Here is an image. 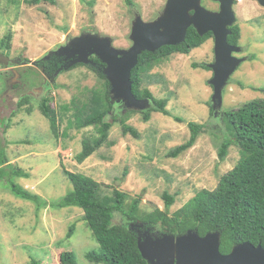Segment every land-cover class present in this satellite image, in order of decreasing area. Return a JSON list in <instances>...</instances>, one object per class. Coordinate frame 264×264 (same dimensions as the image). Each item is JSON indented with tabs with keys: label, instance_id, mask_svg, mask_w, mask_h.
Here are the masks:
<instances>
[{
	"label": "rangeland",
	"instance_id": "1",
	"mask_svg": "<svg viewBox=\"0 0 264 264\" xmlns=\"http://www.w3.org/2000/svg\"><path fill=\"white\" fill-rule=\"evenodd\" d=\"M166 3L57 0L56 4L29 5L24 0H0V54L15 60L8 65L0 63V139L10 162L29 173L16 181L42 200L19 198L0 180V264H31L32 259L62 264L60 255L65 251L73 252L79 264H96L87 258L90 250L99 249V243L84 219V210L51 205L73 189L62 163L70 171L101 182L105 194L118 188L131 197L128 202L139 196L141 212L165 209L164 193L173 194L175 201L169 208L173 214L199 190L215 189L221 176L239 161L241 153L235 144L224 159L219 156L222 142L230 137L228 122L222 118L225 110L264 96V5L258 0H235L233 5L241 32L239 50L233 54L244 60L223 89L221 108L215 110L210 104L214 94L210 84V64L215 61L213 36L189 54L174 53L143 73V86L155 97L167 98L171 114L154 111L150 120L144 121L141 113L133 112L127 123L139 132L138 137L125 134L117 121L110 130L109 143L81 163L76 159L83 140L97 137L98 132L94 126L80 130L70 127L76 110L63 113L61 106L74 98L78 106L82 105L90 89L100 87L104 80L88 64L59 73L56 70L46 80L35 60L85 32L109 36L115 47L129 48L136 17L156 20ZM202 4L210 10L220 7L216 1L204 0ZM194 63H207L210 69L194 67ZM25 94L30 96L28 103L20 106ZM44 98L59 113V138L38 108ZM175 116L184 121H177ZM190 121L205 124L204 131L193 147L170 156L175 146L190 138ZM115 221L121 222V215H116ZM139 230L143 238L165 233L144 230L143 226Z\"/></svg>",
	"mask_w": 264,
	"mask_h": 264
},
{
	"label": "trees",
	"instance_id": "2",
	"mask_svg": "<svg viewBox=\"0 0 264 264\" xmlns=\"http://www.w3.org/2000/svg\"><path fill=\"white\" fill-rule=\"evenodd\" d=\"M24 1L29 5L57 3V0ZM230 29L232 32L228 41L237 45L241 37L240 26L235 23ZM8 37L11 39L12 34ZM211 37L212 32L201 36L196 28L191 26L183 42L162 46L155 52L145 51L139 56V63L131 73L132 88L138 98L148 97L152 100L151 108L146 110L127 109L124 104L115 102L111 94V84L104 73L105 64L97 56H92L93 63L88 64V67L104 80L103 85L91 88L89 97L82 105L78 106V99L74 98L70 103L61 106L63 113L71 109L76 110L74 118L69 120L70 127L80 130L94 126L98 132L97 137L83 140L82 150L76 154L78 162L85 161L98 148L110 142V130L117 121L122 124L125 134L131 133L138 137L139 132L127 123L131 113H141L144 121L150 120L154 111L171 114L167 108L168 99L155 97L149 87L143 86V73H147L174 53L189 54ZM45 56L35 60V64L51 75L58 70L61 62L53 54L49 58ZM24 60L30 62L27 58ZM81 65L84 64L74 67ZM193 66L210 69L207 63H194ZM261 90L264 93L263 87ZM28 98V94L21 96L19 105H26ZM210 104L212 105V102ZM38 108L49 120L54 136L59 138L60 116L56 108L48 98H44ZM31 109L29 106L28 110ZM174 118L180 122L184 121L181 116ZM222 119L228 122L230 137L222 142L219 156L224 159L230 146L235 144L241 153L239 161L221 176L215 189L199 190L173 214L169 213V208L175 201L173 194L164 193L165 209L157 207L141 212L142 200L139 196L128 202L131 197L118 188H115L112 194H105L101 182L82 172L70 171L62 163L63 171L73 184V189L51 205L60 208L77 206L84 210V219L99 243V249L87 253L89 261L96 264H149L139 248V226H143L144 230H160L175 235L186 233L190 229L196 230L201 236L209 232H219L220 250L225 254L245 241L255 245L261 243L264 246V96L249 100L236 109L225 110ZM188 126L191 130L190 138L175 146L169 152L170 156H179L193 147L205 129V124L196 121L188 122ZM18 176L28 177L29 173L10 162L6 147L0 139V180L5 182L15 196L41 203L42 200L36 194L16 181ZM116 215H121V222L115 221ZM60 262L79 264L74 253L70 251L61 253ZM31 264L42 263L32 259Z\"/></svg>",
	"mask_w": 264,
	"mask_h": 264
},
{
	"label": "water",
	"instance_id": "3",
	"mask_svg": "<svg viewBox=\"0 0 264 264\" xmlns=\"http://www.w3.org/2000/svg\"><path fill=\"white\" fill-rule=\"evenodd\" d=\"M204 0H167L156 20L145 21L138 15L133 22L129 48H117L109 36L85 32L71 38L59 49L45 56L55 54L65 59L60 71L77 64H92V56H97L105 64L104 73L111 84V94L115 102L122 103L127 109L146 110L151 108L152 100L138 98L133 92L132 70L139 63V56L145 52H155L165 45H176L186 39L188 29L194 26L203 36L212 32L215 38V61L210 64L213 77V108L223 105V89L238 64L244 59L233 53L239 46L231 44L228 37L230 27L236 22L235 0H210L219 2L218 10H210ZM264 5V0H258ZM15 62L0 54V63ZM159 233H162L159 231ZM147 234V233H145ZM144 234V235H145ZM143 257L149 264H264V246L245 241L237 244L229 253L220 250L221 235L209 232L201 236L196 230L175 235L168 232L155 236L138 238Z\"/></svg>",
	"mask_w": 264,
	"mask_h": 264
},
{
	"label": "flooded vegetation",
	"instance_id": "4",
	"mask_svg": "<svg viewBox=\"0 0 264 264\" xmlns=\"http://www.w3.org/2000/svg\"><path fill=\"white\" fill-rule=\"evenodd\" d=\"M53 55H55V54H53ZM55 56L59 58V61L61 62V66H62V65L64 64V62H65L64 57H62V56H57V55H55ZM61 66H60L59 68H61ZM59 68H58V69H59ZM43 73H44V75L47 77L46 80L49 79V77L51 76L49 73H46L45 71H43ZM46 80L44 81L45 83H46Z\"/></svg>",
	"mask_w": 264,
	"mask_h": 264
}]
</instances>
